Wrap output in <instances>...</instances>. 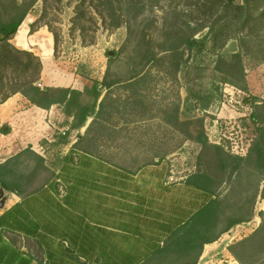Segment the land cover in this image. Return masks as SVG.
I'll return each mask as SVG.
<instances>
[{
	"label": "rangeland",
	"instance_id": "1",
	"mask_svg": "<svg viewBox=\"0 0 264 264\" xmlns=\"http://www.w3.org/2000/svg\"><path fill=\"white\" fill-rule=\"evenodd\" d=\"M201 1L111 0L113 6L105 10L99 0H86L83 6L82 0H37L28 13L34 28L27 48L42 61L44 50L35 45L34 37L44 34L50 38L45 54L53 68L49 74L41 70L35 80L41 88L59 84L61 72L89 85L102 84L105 76L110 83L101 85L103 106L96 104L83 128L72 129L77 121L70 118L72 123H66L69 130L54 127L49 131L48 137L54 141H43L46 148L52 146L48 162L62 164L69 137L92 135L97 136V151L103 157L113 146L117 163L149 165L166 160L171 183L188 175H203L214 181L213 187L222 197L236 188L247 210L253 211L252 217L218 240V255L211 264H239L226 257L224 248L253 234L264 212V168L258 169L254 161L255 145L259 140L264 143V53L256 49L242 53L246 82L241 88L232 85L215 67L219 58L229 59L241 50L239 36L232 23L221 22L202 53L179 46L183 61L176 70V58L164 51L166 44H183L190 37L202 39L209 33L206 26L223 16L218 9H210L211 4L197 10ZM242 1L235 0L237 4ZM79 11L86 16L80 22L75 20ZM110 51L115 52L113 57L108 56ZM148 51L156 54L150 64L145 59ZM89 96L88 92L83 95V105L92 102ZM23 102L29 105L24 98ZM255 111L260 114L256 122L251 117ZM58 113H62L61 107L49 116L55 120ZM92 121L95 125L89 136L86 131ZM62 132L69 134L66 142ZM201 133L208 139L207 145L201 142ZM111 135H115L114 141L108 143Z\"/></svg>",
	"mask_w": 264,
	"mask_h": 264
},
{
	"label": "crops",
	"instance_id": "2",
	"mask_svg": "<svg viewBox=\"0 0 264 264\" xmlns=\"http://www.w3.org/2000/svg\"><path fill=\"white\" fill-rule=\"evenodd\" d=\"M98 89L96 104H101L103 88ZM23 98L28 101L16 94L0 105V128L11 129L7 135L0 132V166L12 160L16 176L11 183L20 190H5L0 220L6 214L13 224L8 231L0 229V264H183L185 254L163 257L156 249L164 247L171 229L215 197L189 182L192 175L169 182L166 160L120 164L113 159V146L103 157L97 136H90L89 154L81 150L82 134L69 137L62 164H51L47 155L52 146L46 148L43 141L52 143L49 131L69 130L66 123L72 120L63 112L54 120L49 114L57 106L44 110L29 101L24 106ZM165 211L170 223L156 221ZM231 244L224 250L235 259L227 250ZM216 245L218 241L206 244L197 264L213 263Z\"/></svg>",
	"mask_w": 264,
	"mask_h": 264
},
{
	"label": "trees",
	"instance_id": "3",
	"mask_svg": "<svg viewBox=\"0 0 264 264\" xmlns=\"http://www.w3.org/2000/svg\"><path fill=\"white\" fill-rule=\"evenodd\" d=\"M5 1L10 2L9 6L4 4ZM36 1L32 0L27 4L21 3L19 0H0V104H4L16 94H21L33 106L44 110H50L53 106L61 107L63 114L77 121L71 128L81 129L87 123L90 111L95 109L96 102L101 95L98 89L99 86L107 87V84L110 83H108L105 76L102 84L94 82L89 85L76 76L72 77L61 72L62 77L58 81L59 87L48 84L45 88H41L35 84V80L40 78L41 70L47 73L53 68H51L50 59L45 54L51 43L49 36L39 35L34 37L35 45L41 46L44 50L41 57L42 61L27 48L30 45L27 41L33 35L32 29L34 28L33 19L28 13L35 6ZM99 1L98 5L105 10L106 7L113 6L111 0ZM82 2L81 6L85 4L86 0H82ZM200 4L197 10L201 6L208 7L211 4L210 9H218V13L221 12L223 16L206 26L209 33L204 38L195 39L190 37L183 44L178 45L173 41L166 44L167 48L164 51L170 52L176 58V70H180L183 53H181V47L179 46L186 45L190 52L197 50V52L202 53L208 47V44L214 40L218 25L221 22L225 25L232 23L236 27V37L239 36L238 42L241 50L229 59L219 58L215 68L232 85L241 88V85L246 82L242 53L251 54L253 49H256L259 54L264 53V0H243L240 4H237L235 0H202ZM8 8H12L14 11L11 12ZM85 17V13L79 11L75 20L80 22ZM211 19L213 18L211 17ZM54 44L56 46L55 39ZM145 59L146 63L154 62L156 59L155 52L148 51ZM111 60L109 59V61ZM71 80H73L72 85ZM87 92L92 97L90 99L93 102L91 106L88 103L81 105V99ZM103 101L100 107L103 106ZM259 107L257 106L256 109H259ZM179 111L178 106L176 112L179 113ZM251 117L256 122L260 114L255 111ZM176 124L177 126L181 124L179 119H177ZM94 125L95 122L93 121L87 129L86 135L90 136ZM10 131L11 129L8 126L0 128L3 135L9 134ZM68 135L66 133L65 137H62L65 142ZM200 140L204 145H207L208 139L203 133L200 135ZM84 142L86 147H82ZM79 143L82 152L89 154L90 137L84 136ZM28 152L30 151L28 150ZM255 153L256 167L263 169L264 143L260 140L255 145ZM17 158H20V155ZM235 158L239 161L243 160L242 157ZM11 162L12 160L9 161V164L6 163L0 166V185L6 191L20 193L19 188H15L11 183L13 177L16 176L15 169L10 167ZM221 163L225 164L224 162ZM234 172H236V168ZM27 173L29 174V170ZM191 180L198 189L210 193L215 198H210L190 219L171 229L164 247L156 249V252H160L163 257H171L172 253L177 252L185 254L183 264H197L206 244L218 241L223 234L228 233L234 227L249 222L253 213L252 210H247L246 203H243L242 195L236 188L233 187V190L231 189L226 196L222 197L216 193V187H213L214 181L210 177L198 175L189 179V182ZM238 196H240L239 200L236 199ZM165 214L166 211L155 217L158 219L156 221L170 223L166 221L167 216ZM260 217L262 222L253 234L227 247V250L239 264H264V212L260 213ZM6 218L5 214L3 219L0 220L2 231H8L10 229L8 224H13Z\"/></svg>",
	"mask_w": 264,
	"mask_h": 264
},
{
	"label": "water",
	"instance_id": "4",
	"mask_svg": "<svg viewBox=\"0 0 264 264\" xmlns=\"http://www.w3.org/2000/svg\"><path fill=\"white\" fill-rule=\"evenodd\" d=\"M114 54L115 52L113 51L108 52L109 57H113ZM6 202H7V197L5 196V190L4 188H1L0 189V209H4Z\"/></svg>",
	"mask_w": 264,
	"mask_h": 264
},
{
	"label": "built area",
	"instance_id": "5",
	"mask_svg": "<svg viewBox=\"0 0 264 264\" xmlns=\"http://www.w3.org/2000/svg\"><path fill=\"white\" fill-rule=\"evenodd\" d=\"M41 86V85H40ZM238 93H240V91H237ZM230 93L232 94L233 92L232 91H230Z\"/></svg>",
	"mask_w": 264,
	"mask_h": 264
}]
</instances>
